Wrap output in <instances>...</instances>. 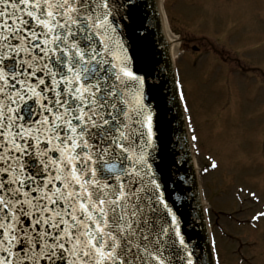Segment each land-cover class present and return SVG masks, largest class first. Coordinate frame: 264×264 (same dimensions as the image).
<instances>
[{"label": "snow or ice", "instance_id": "1", "mask_svg": "<svg viewBox=\"0 0 264 264\" xmlns=\"http://www.w3.org/2000/svg\"><path fill=\"white\" fill-rule=\"evenodd\" d=\"M136 6L0 0V264H198L151 163Z\"/></svg>", "mask_w": 264, "mask_h": 264}, {"label": "rangeland", "instance_id": "2", "mask_svg": "<svg viewBox=\"0 0 264 264\" xmlns=\"http://www.w3.org/2000/svg\"><path fill=\"white\" fill-rule=\"evenodd\" d=\"M163 3L167 30L183 51L176 63L199 169L217 163L201 178L220 263L242 264V253L244 264H264V219L246 227L231 222L264 206V0Z\"/></svg>", "mask_w": 264, "mask_h": 264}, {"label": "water", "instance_id": "3", "mask_svg": "<svg viewBox=\"0 0 264 264\" xmlns=\"http://www.w3.org/2000/svg\"><path fill=\"white\" fill-rule=\"evenodd\" d=\"M122 20L129 66L143 81V103L153 115L151 163L167 203L198 264H212L196 181L184 138L171 62L154 0H136ZM123 12V10H121Z\"/></svg>", "mask_w": 264, "mask_h": 264}, {"label": "bare ground", "instance_id": "4", "mask_svg": "<svg viewBox=\"0 0 264 264\" xmlns=\"http://www.w3.org/2000/svg\"><path fill=\"white\" fill-rule=\"evenodd\" d=\"M166 34H167V37H168V40H169L168 41V46H169V49H170L169 50L170 54H171L172 58L175 60L178 57L180 50H179L178 46L174 43V41H172L171 34L170 33H166ZM194 160H195V158H194ZM195 161H194V164H195ZM198 177H199V180H200L201 177L200 176H198Z\"/></svg>", "mask_w": 264, "mask_h": 264}]
</instances>
